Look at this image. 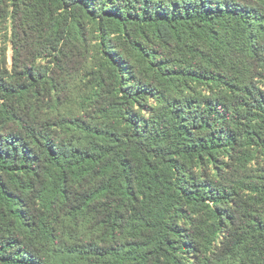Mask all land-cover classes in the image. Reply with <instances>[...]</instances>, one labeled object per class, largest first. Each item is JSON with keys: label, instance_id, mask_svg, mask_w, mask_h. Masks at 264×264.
<instances>
[{"label": "trees", "instance_id": "16d2710c", "mask_svg": "<svg viewBox=\"0 0 264 264\" xmlns=\"http://www.w3.org/2000/svg\"><path fill=\"white\" fill-rule=\"evenodd\" d=\"M0 264H264V0H0Z\"/></svg>", "mask_w": 264, "mask_h": 264}, {"label": "rangeland", "instance_id": "374dc122", "mask_svg": "<svg viewBox=\"0 0 264 264\" xmlns=\"http://www.w3.org/2000/svg\"><path fill=\"white\" fill-rule=\"evenodd\" d=\"M8 62H9V65L12 64V50L8 51Z\"/></svg>", "mask_w": 264, "mask_h": 264}]
</instances>
